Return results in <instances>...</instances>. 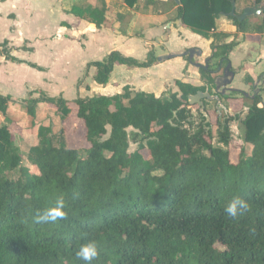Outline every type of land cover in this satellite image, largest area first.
I'll use <instances>...</instances> for the list:
<instances>
[{
	"label": "trees",
	"instance_id": "16d2710c",
	"mask_svg": "<svg viewBox=\"0 0 264 264\" xmlns=\"http://www.w3.org/2000/svg\"><path fill=\"white\" fill-rule=\"evenodd\" d=\"M179 1L174 20L202 37L209 38L222 17L244 35H264V15L240 22L244 11L238 14L236 6L232 16L233 0ZM124 2L132 8L139 0ZM87 13L97 27L105 22L102 10ZM238 45L214 37L218 68L200 69L201 87L176 81L179 92L170 98L126 86L114 96L69 101L40 93L26 99L31 127L38 128V145L28 156L34 170L24 166L12 130L19 123L10 112L12 99L0 94V264H84L76 253L89 241L100 249L92 264H264V102L243 94L252 104L243 119L247 147L236 163L228 150L230 124L240 120L246 103L225 96L242 107L235 117L217 114L224 148L212 145L213 124L198 106L201 121L193 122L189 104L199 92L214 94ZM157 61L154 50L144 62L112 52L89 67L96 68L94 81L107 85L116 65L150 68ZM245 83L255 80L247 75ZM41 104L60 120L57 131L55 124L38 125ZM73 117L83 124L84 147L70 145L66 122ZM130 128L142 136L132 153ZM60 197L66 218L37 223L36 215ZM234 197L250 206L236 218L224 211Z\"/></svg>",
	"mask_w": 264,
	"mask_h": 264
},
{
	"label": "rangeland",
	"instance_id": "374dc122",
	"mask_svg": "<svg viewBox=\"0 0 264 264\" xmlns=\"http://www.w3.org/2000/svg\"><path fill=\"white\" fill-rule=\"evenodd\" d=\"M123 1L124 0H121V2ZM50 2L51 0H49V4ZM254 3L255 2L253 0H238L236 4L238 9V14H241L245 10V8L252 7ZM126 8L127 10L120 9L118 7V3L115 2L114 3L111 2V4H109L108 6V14H109L108 26L110 28H114L115 32H121V33L131 32L133 34V37L139 36L140 33L139 27L140 25H143L150 29L148 33L150 35L148 36L153 37L156 34L155 28H159L162 26L165 29L164 32L166 34L168 29L164 27L165 25H169L171 26V28L173 26L177 28L180 25V24H176L175 23L176 21L174 20L177 17V10H178V5L175 0H139L138 4L135 7L131 8L127 6ZM262 15H264V13ZM57 17H58L57 13L55 12L50 13L48 19L44 22L45 25L50 26V31H52L53 28H55L54 21L57 20ZM217 25L218 28L211 34V36H209V39L211 38L212 41H214V37H215L217 43L218 42L230 43L232 41H237L239 42V44L241 43L250 44L247 46V49H245L246 59L244 61L236 63L239 61V57L243 55L242 51L237 52L235 56L236 66L235 67L233 66V71H235L236 75H239V77L237 79L235 77L233 83L229 86V88L241 90V92L235 91L226 94L232 97H236L239 102L244 101L246 103L244 105L245 112L240 115L241 116L240 120H235L230 124L232 137L228 150L230 151L232 161L236 163L239 159V155L241 153L242 148L244 146L247 147V143L245 139L246 129L243 124V119H244V115L248 112L252 104V102L247 101L243 98L242 93L244 92L248 94L249 96L248 98L251 99L260 96L262 102H264V58H262L260 61H257L258 59L257 57H260L263 54V53L261 54L260 50H261V46L264 45V35H259V34L244 35L238 32L233 22L227 19L226 17H222L217 22ZM182 26L183 25H181V27ZM252 28H254V25H252ZM182 31H184L183 32L184 39L177 38V36L172 37L169 47L173 48L174 50L181 51L182 50L181 48L183 46H188V44H191L193 42L199 44V46L202 48L203 55L201 57H196L193 61L205 67L207 65V60L209 59L210 62H208V67L210 66V68L215 71L218 68L219 60L212 58V50L209 52V48L207 47H206L207 49L205 48V50H203L205 45H202L200 41H198L195 38L196 34H194L189 28L184 27ZM142 37L144 36L142 35ZM99 42L100 44L103 43V41L101 40ZM150 42L153 43V45L149 46L148 48L152 47L155 54L159 56L164 50L163 43L162 42L158 43L154 41V39ZM80 43L82 44L83 41L80 40ZM108 45L110 46L111 44L108 43ZM93 46L94 45H92L91 47ZM128 47L130 52L129 56H133L136 58H142L144 56L143 48L140 46L138 41L129 42ZM22 49H27V47L25 46V48H21V50ZM186 51L182 53H185ZM92 54L95 55L97 54V52L93 51ZM47 56L48 55L43 51V49L37 48V52L32 54L31 58L34 59L37 63H41L43 65H49V60ZM179 63H180V59L177 58V59L169 60L166 63L153 67L151 69H133L129 71L126 70L127 74H125L124 76L120 75L119 78L122 79L123 77L126 78L127 80L120 86L124 87L125 85H128L131 87V89L134 92L145 91V92L154 93L155 96L159 98H170L171 95L176 90V86L174 84L176 80L175 79L168 80V79L172 78L173 76L181 77L180 76L181 71L178 67ZM250 63H252V65ZM3 65H4L3 63H0V70ZM51 65L52 67H54L53 62H51ZM224 67H226V65L223 66V69ZM61 69H63V63L59 62L57 70L61 71ZM6 70L7 67L4 68L3 70L4 73L6 72ZM32 70L31 71L27 69L11 70V75H14L13 79L9 80L7 76L2 77V80L0 79V87L6 88L7 86H10L11 89H13L14 91H20L21 89L20 86L23 82L24 83L28 82L29 85L39 84V86L45 89V91L50 92V93L46 92L49 96L67 95L68 98L66 97V99H68L69 101H72L79 97L86 98L95 95H101L103 93L102 91H106L107 89V87L104 88L103 86L97 84L96 85L102 91L95 89L93 87L94 82L91 79V75L89 74L86 80L87 82L85 84H80L83 79L80 77L73 81L72 86L70 87V89L73 90L72 95L61 93L60 92L61 89L58 91L59 93L55 92L51 94V91H49L48 88H45L46 86L42 83V78L39 76L40 74ZM188 70H191V74H193L195 77L197 75L200 76L198 72L199 69L188 65L187 72ZM222 72L223 70L220 73L221 75ZM186 74L187 76H190L189 73ZM248 74H250L255 79V83L253 85L245 84V76ZM146 78L151 79V81H153L151 85L153 84L154 89L143 88L139 85L133 84V82L134 83L142 82ZM122 88H118V89H120L121 91ZM116 91L118 90H113V91L109 90L106 93L112 95ZM31 92L32 91H29L28 89L26 93H24L21 97L11 95L13 98L12 99L13 103L10 105V112L11 115L14 118H16L19 122L17 125L12 126V130L16 134V142L24 158L23 164L24 166L34 170V168L32 167V165L28 160V156L30 154L31 149L38 145V137H37L38 128L31 127V118L26 114L25 103L23 101L24 99H28L30 97L29 95L31 94ZM213 93L214 94L212 95H219L216 89L213 90ZM225 96H221V104H219L217 101H209V100L204 101L206 105V109L208 108L210 110V113H208L207 110L205 109L208 118L211 120V123L213 124L212 127L213 138L211 140V143L214 147L224 148L223 144H221L219 140V134L221 128L217 126V118H218L217 114H219L220 116L228 115L235 117L234 112L239 111V109L242 107L241 103L239 102L234 103L232 101H228L225 99ZM33 97H38V94L33 93ZM227 103L230 105V109H228ZM262 106L263 103H260L259 107ZM191 108L194 117L193 122H195V124L200 123L201 120L197 106ZM37 123L38 125H45V126L55 124L56 131L61 125L60 120L55 116V112L53 110H49L44 104L40 105ZM66 126L68 127V139L70 145L72 147H79V148L84 147L86 144H85L83 124L79 122L75 117H73L72 119L66 122ZM109 132H110V128H109ZM128 132L130 138L129 152L132 153L138 149V146L142 141V136H139L138 132L132 128L128 129ZM145 154L147 153L145 152Z\"/></svg>",
	"mask_w": 264,
	"mask_h": 264
},
{
	"label": "crops",
	"instance_id": "0c3cea01",
	"mask_svg": "<svg viewBox=\"0 0 264 264\" xmlns=\"http://www.w3.org/2000/svg\"><path fill=\"white\" fill-rule=\"evenodd\" d=\"M111 2L118 3V7L120 9L127 10V5L124 1L121 2V0H51L50 4L49 0H0V63L4 64L0 70V79L2 80V77L7 76L9 80H12L14 75H11V70L27 69L31 71L33 69L32 71L40 74L39 76L42 78V83L46 86L45 88H48L49 91H51V94L55 92L59 93L58 91L61 89V93L72 95L73 90H71L70 87L72 86L73 81L80 77L83 78L80 84H85L90 74L91 79L94 82L93 87L102 91L97 86L99 84L94 81L96 68L89 67V65L94 62L103 61L112 52H119L125 57L134 58L138 61L144 62L148 57L149 51L153 50L152 47L148 48L149 46L153 45V43L150 42L153 39L158 43L162 42L164 45V50L159 56H157L158 58L171 53L183 55L184 53L182 52L192 48L202 51V48L199 46V44L194 42L188 44V46H183L181 51H177L169 47L172 37L177 36V38L184 39V31L182 30L186 26L181 27L183 24L179 21L175 22L176 24H180L177 28L174 26L171 28V26L165 25L164 27L168 29L166 34L164 32L165 29L162 26L155 28L156 34L153 37L148 36L150 35L148 34L150 29L143 25H140L139 27V36L133 37L131 32H115L114 28H110L108 26V6L111 4ZM74 9L77 11H73ZM92 9H100L104 12L105 22L101 27H97L95 24L87 20V11ZM54 12L57 13L58 17L57 20L54 21L55 28L50 31V26L45 25L44 22L48 19L49 14ZM219 20H217V22ZM193 33L196 34L195 32ZM141 34L144 37H142ZM195 38L200 41L202 45H205L203 50H205L207 47L209 48V52L211 51V44L213 42L211 38H205L198 34H196ZM80 40L83 41L82 44L80 43ZM100 40L103 41L102 44H100ZM131 41H138L140 46L143 48L144 56L142 58L129 56L130 52L128 46L129 42ZM108 43L111 45L109 46ZM92 45L94 46L91 47ZM248 45L250 44L241 43L231 52L229 60L232 64V67H235L236 63L246 59L245 49H247ZM25 46L27 49L21 50V48H25ZM37 48L43 49V51L48 55L47 58L49 60V65L37 63L31 58V55L37 52ZM4 50L9 53L13 60L7 58ZM93 51H96L97 54H92ZM239 51H242L243 55H241V57H239V61L235 63V56ZM260 51L261 54H263L260 57H257V61H260L262 58H264V45L261 46ZM177 58L180 59L178 67L181 71V77L173 76L168 80L175 79L176 81H182L196 87L205 85L201 79V75H197L195 77L193 74H191V70H188L187 72L188 65L197 68L189 62V59H187L188 57L178 56ZM51 62L54 63V67H52ZM59 62L63 63V69H61V71L57 70ZM164 63H159L157 61L155 65L150 68H128L124 65H116L110 77L109 83L107 85H100L104 88L107 87L106 91H102L103 93L101 95L114 96L121 94L123 88L128 85H125L124 87L120 86L127 79L123 77L120 79L119 77L120 75L124 76L127 74V71L133 69H151ZM250 64L252 65V63ZM5 67H7V70L4 73L3 70ZM198 72L200 74V69ZM186 73H189L190 76H187ZM248 75L251 76L250 74ZM235 77L237 79L239 75H236L235 73ZM151 83H153V81L148 78L139 83L133 82V84L139 85L143 88L154 89L153 84L151 85ZM20 88V91H14L10 86H7L6 88L0 87V94L9 96L11 99H13L11 95L21 97L29 89V91H32L29 95L30 97H33V93H37L38 97L40 96V93H44L51 98L63 97L66 99L67 97V95L49 96L46 93L48 91H45V89L41 88L39 84L29 85L28 82H23ZM118 88H122V90L120 91ZM109 90L118 91L110 95L109 93H106ZM237 91L241 92V90ZM178 92L179 89L176 86L174 93ZM242 94L246 93L243 92ZM25 100L26 99L23 101Z\"/></svg>",
	"mask_w": 264,
	"mask_h": 264
},
{
	"label": "water",
	"instance_id": "95a60500",
	"mask_svg": "<svg viewBox=\"0 0 264 264\" xmlns=\"http://www.w3.org/2000/svg\"><path fill=\"white\" fill-rule=\"evenodd\" d=\"M177 2V4L179 5L180 1L179 0H175ZM232 5H233V10L231 12L232 16H235V9H236V2L233 0L232 1ZM264 13V6H261L260 4H258L257 2L254 3V6L252 7H247L244 10V13L241 16H238V20L240 22L244 21L245 19H247L248 17L251 16H255V17H259ZM203 55V52L201 50L192 48L189 49L188 51H186L183 55H177L174 53L168 54V55H164L158 58V62L159 63H164L167 62L169 60L175 59L178 56H182V57H188L189 62L197 67L198 69L203 68L204 66L198 63H195L193 60L196 57H201ZM208 62L209 59L207 60V65L205 66L206 68L208 67ZM235 79V72L233 71V67L232 64L229 63L224 70V75L220 76L216 79V91L219 95H212L209 90H207L206 92H199L196 95H193L189 98V104L191 107L194 106H198L200 108V112L203 113V115H205L207 118V113L205 111L206 106L204 101L205 100H209V101H217L219 104H221V96H225L227 93L229 92H235L237 90L235 89H231L229 88V86L233 83ZM221 90V91H220ZM221 95V96H220ZM246 97H248L247 94H244ZM209 119V118H208Z\"/></svg>",
	"mask_w": 264,
	"mask_h": 264
},
{
	"label": "clouds",
	"instance_id": "9594fccd",
	"mask_svg": "<svg viewBox=\"0 0 264 264\" xmlns=\"http://www.w3.org/2000/svg\"><path fill=\"white\" fill-rule=\"evenodd\" d=\"M66 201L63 197L56 199L55 203L36 215L37 223H55L66 218ZM250 210L249 203L241 197H234L226 206L224 211L229 217L236 218L244 215ZM78 259L84 264H92L100 255V249L96 241H89L83 244L76 253Z\"/></svg>",
	"mask_w": 264,
	"mask_h": 264
},
{
	"label": "flooded vegetation",
	"instance_id": "af4514ba",
	"mask_svg": "<svg viewBox=\"0 0 264 264\" xmlns=\"http://www.w3.org/2000/svg\"><path fill=\"white\" fill-rule=\"evenodd\" d=\"M254 6V5H253ZM210 62V61H209ZM222 70H223V72H222V75L221 76H223L224 75V70H225V67H224V69L222 68Z\"/></svg>",
	"mask_w": 264,
	"mask_h": 264
}]
</instances>
